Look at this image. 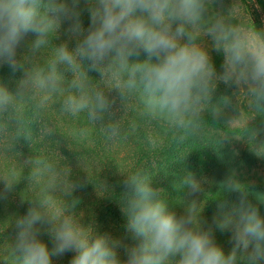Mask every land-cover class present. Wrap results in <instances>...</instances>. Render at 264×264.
Here are the masks:
<instances>
[{
	"label": "clouds",
	"instance_id": "1",
	"mask_svg": "<svg viewBox=\"0 0 264 264\" xmlns=\"http://www.w3.org/2000/svg\"><path fill=\"white\" fill-rule=\"evenodd\" d=\"M85 2L90 12L87 28L80 19V0H0V66L23 73L15 90L0 82V113H16L15 139L31 140L23 120L26 103L33 101L32 110L40 115L60 95L62 112L86 113L108 140L121 137L118 113L128 96L137 100L142 116L174 130L177 141L198 130L207 112L217 118L226 115L229 127L246 112L245 128L255 141L259 130L249 125L256 115H264V29L252 23L239 3L225 10L223 0ZM61 32L67 39L53 45ZM29 33L35 39L28 54L18 59L17 50ZM71 41L74 47L69 46ZM210 49L223 55L219 72ZM42 51L46 58L37 55ZM90 71L99 74L95 86ZM65 72L71 73L70 80ZM220 83L235 91L214 102ZM51 132L46 125L42 128L44 134ZM230 140L222 137V143ZM254 146L264 150V143ZM25 163L31 166L27 179L36 191L22 196L20 203L29 204L27 212L10 221L16 233L6 248L5 264L9 259L12 264H52L53 256L68 252L74 253L70 264H238V260L264 264V216L236 176L229 175L222 183L226 193H240L238 203L223 210V197L215 200L222 209L216 227L231 232L233 247L225 254L213 230L204 227L206 205L201 207L199 197L208 181L195 173L183 178L184 211L177 216L142 170L120 172L128 190L122 207L126 231L139 241L129 247L82 223L73 194L85 181L61 171L46 157ZM22 172L11 167L0 173V201L15 192ZM42 229L52 240L51 249L39 238ZM121 247L126 260L119 258Z\"/></svg>",
	"mask_w": 264,
	"mask_h": 264
},
{
	"label": "trees",
	"instance_id": "2",
	"mask_svg": "<svg viewBox=\"0 0 264 264\" xmlns=\"http://www.w3.org/2000/svg\"><path fill=\"white\" fill-rule=\"evenodd\" d=\"M238 1L248 4L252 0ZM258 2L264 13V0ZM227 3L228 0H223L225 10L227 9L224 4ZM79 7L81 22L83 27L87 28L90 23V12L85 0H80ZM252 23L258 29H262L257 18ZM64 27H67V24ZM34 39L33 33L25 37L17 50L18 59L28 54V46ZM66 39L61 32L60 38L53 40L52 44L58 45ZM69 46L74 47L75 42L71 41ZM37 55L43 59L46 58L47 52L42 51ZM139 59H144V54H141ZM213 62L218 69L217 59ZM22 74L21 70L14 72L7 65L0 66V82L6 84L10 90H15L16 82L22 78ZM64 75L67 80L72 78L69 72H65ZM89 75L95 86L100 79L99 74L90 71ZM222 96L224 93L217 88L213 101L219 100ZM60 100V95L54 97L53 102L40 115L34 114L33 101L24 105L23 120L31 133L30 141L15 139L16 113H0V124H7V128H0V173L11 167L23 171L15 192L8 200L0 201V264H5L6 248L13 242L16 233L10 221L17 215H24L29 207L27 202L20 203L22 196H31L36 191V186L28 182L27 177L32 169L25 162L38 156L46 157L57 164L61 171L85 181L84 187L75 191L73 196L88 209L86 224L93 228L95 234H110L121 239L123 244L129 247L135 246L139 241L126 231L122 207L128 190L123 187V176L120 172L127 174L142 170L151 178L152 186L161 190L168 210L175 212L177 216L182 215L181 203L186 192L182 184L184 176L188 172L195 173L196 176L203 175L208 183L205 184V194L199 197L202 200L201 204L206 205L202 219L205 221L206 229L210 226L214 230V240L220 247L230 240L226 230L221 231L216 227L217 220L214 215L220 217L222 209L215 200L223 197L220 202L224 204L223 210H227L232 204L238 203L240 198L238 192L226 193V187L222 182L229 175L236 176L244 184L239 187L248 194V199L264 216V174L260 170L264 161V150L262 152L253 148V141L249 138L245 125L229 127L225 125L228 118L226 115L217 118L207 112L203 117L204 123L198 130L186 133L183 141H177L174 139L176 135L174 130L164 122L142 116L141 106L137 100L126 96L118 113L121 137L108 140L101 126L89 121L86 113L74 116L62 112ZM45 125L52 129L50 135L42 133ZM249 127L259 130L256 139L264 137V115H256ZM225 135L231 140L222 143V137ZM115 143H124L130 147L132 151L129 161L117 160L111 148ZM2 187L0 184V189ZM78 204L75 210H78L76 213L79 215ZM39 238L49 249L52 248V240L43 229ZM232 247L233 245L227 248L229 252ZM224 252L229 253L225 250ZM118 255L121 260L127 259L123 247L118 249ZM8 264H12L11 259ZM238 264L246 262L238 260Z\"/></svg>",
	"mask_w": 264,
	"mask_h": 264
},
{
	"label": "rangeland",
	"instance_id": "3",
	"mask_svg": "<svg viewBox=\"0 0 264 264\" xmlns=\"http://www.w3.org/2000/svg\"><path fill=\"white\" fill-rule=\"evenodd\" d=\"M234 2L235 3H239L242 6V8L244 9V11L245 12L247 11L249 18L252 21H255V19L257 18L261 22L262 29H264V13L262 12V7L259 4L258 0H252L248 4H243V3H241L238 0H228L227 5L224 4L225 8L228 9L229 7H231V5ZM207 43L210 45L211 41L208 40ZM210 55H211L213 61H216V59H217V63H218L217 66H219L218 69H216L217 72L221 71L222 70L221 66H222V63H223V55L221 53H217L215 51H211V49H210ZM218 89L221 92H223L224 95H231L235 91L234 88L227 87L223 83L219 84ZM241 107L245 111L247 110L246 105H241ZM246 119H247V113L246 112H243V113L239 114L238 117H237V123H236L235 126H237V127L244 126ZM261 143H264V137H261L259 139H255V141L253 142V148L255 150H257L254 145H256L258 147ZM111 148H113V154L117 158L118 161L119 160L129 161V159H130L129 156H131V151H132L130 149V147L126 146L124 143H115V144H113L111 146ZM258 151H262L263 152V150H258ZM260 170L264 174V161H263L262 165L260 166ZM197 177L198 178L199 177H203L204 178L203 175H200V176H197ZM205 191H206V189H205ZM76 201H77V203H79L78 205L80 206L79 207V215L82 216V223L87 225L85 220H86V215L87 214L89 215V213H87L88 209L84 207L82 202H79L78 200H76ZM201 207L203 208L204 205L201 204ZM76 211L78 212V210H75V212ZM183 211H184V208L182 206V214H183ZM217 217L219 218V216L217 214H215L214 218H215V220L218 221ZM209 228H210V226H209ZM226 231L228 232V239L230 241L226 242L225 244H222L221 248L224 249L225 251L229 252V250L227 248H229V246H231L233 244H232V241H231V232L229 230H226ZM213 236L215 237L214 232H213ZM73 255H74L73 252H68V253L64 254L62 257H53L52 258V264H70V260L72 259Z\"/></svg>",
	"mask_w": 264,
	"mask_h": 264
}]
</instances>
